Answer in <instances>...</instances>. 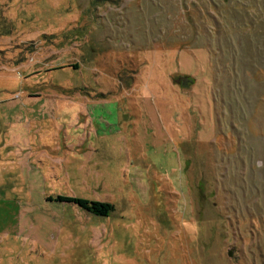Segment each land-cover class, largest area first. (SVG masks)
Listing matches in <instances>:
<instances>
[{
  "label": "rangeland",
  "instance_id": "374dc122",
  "mask_svg": "<svg viewBox=\"0 0 264 264\" xmlns=\"http://www.w3.org/2000/svg\"><path fill=\"white\" fill-rule=\"evenodd\" d=\"M0 264H264V0H0Z\"/></svg>",
  "mask_w": 264,
  "mask_h": 264
},
{
  "label": "trees",
  "instance_id": "16d2710c",
  "mask_svg": "<svg viewBox=\"0 0 264 264\" xmlns=\"http://www.w3.org/2000/svg\"><path fill=\"white\" fill-rule=\"evenodd\" d=\"M45 200L49 202L71 204L87 212L88 214L97 217H105L113 210V205L110 202L88 200L82 197H76L71 195L58 194L54 198L46 196Z\"/></svg>",
  "mask_w": 264,
  "mask_h": 264
},
{
  "label": "water",
  "instance_id": "95a60500",
  "mask_svg": "<svg viewBox=\"0 0 264 264\" xmlns=\"http://www.w3.org/2000/svg\"><path fill=\"white\" fill-rule=\"evenodd\" d=\"M176 83H179L181 86H186L188 83L191 82V79L188 77H179L175 79Z\"/></svg>",
  "mask_w": 264,
  "mask_h": 264
}]
</instances>
